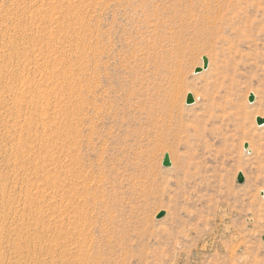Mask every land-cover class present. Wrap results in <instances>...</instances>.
<instances>
[{"label":"rangeland","instance_id":"374dc122","mask_svg":"<svg viewBox=\"0 0 264 264\" xmlns=\"http://www.w3.org/2000/svg\"><path fill=\"white\" fill-rule=\"evenodd\" d=\"M208 8L216 22L207 25ZM179 48L181 69L156 74L155 63ZM205 57L208 69L195 74ZM263 68L264 0H0V264H73L82 231L89 264H264ZM223 69L250 76L234 91L233 120L218 111L207 124ZM154 84L164 86L161 96ZM158 100L171 116L160 121L161 143L148 123ZM213 128L225 145L210 137ZM205 142L222 153L215 161ZM178 157L197 185L175 173ZM203 164L218 181L205 208ZM87 188L97 197L82 215ZM74 191L77 218L87 220L76 225Z\"/></svg>","mask_w":264,"mask_h":264},{"label":"bare ground","instance_id":"6f19581e","mask_svg":"<svg viewBox=\"0 0 264 264\" xmlns=\"http://www.w3.org/2000/svg\"><path fill=\"white\" fill-rule=\"evenodd\" d=\"M209 9V8H208ZM206 10V9H205ZM216 10V9H215ZM206 22H207V25L208 24H212V23H214V22H216L215 20L213 21V20H211L212 19V14H213V12L214 11H212V10H206ZM195 13V12H194ZM202 13V12H201ZM216 14H218V12L216 13ZM201 15V14H200ZM205 15V14H204ZM203 15V16H204ZM214 15H215V13H214ZM193 16V15H192ZM216 16H218V15H216ZM215 16V17H216ZM198 17V16H197ZM200 17V16H199ZM202 17V16H201ZM200 17V18H201ZM214 17V18H215ZM205 18V17H204ZM191 19V18H190ZM202 19H203V17H202ZM185 20V19H184ZM181 21V20H180ZM192 21V20H191ZM201 21V20H200ZM205 21V20H204ZM202 22V21H201ZM193 23H195V22H193ZM203 25H204V23H202ZM188 25V24H187ZM191 25H192V23H191ZM201 26V25H200ZM203 27V26H202ZM182 28V27H181ZM185 28V27H184ZM200 28V27H199ZM207 28V27H206ZM213 28V27H212ZM212 28H210V30L212 29ZM179 29V28H178ZM214 29V28H213ZM197 32H199V31H197ZM203 32H201V34H202ZM177 34V33H176ZM185 35V34H184ZM172 37V36H171ZM186 37H188V36H186ZM199 37H201V36H199ZM173 38H175L176 40V42L179 44L180 42H184L183 40H184V37H183V34L182 33H179L176 37H173ZM195 38H197V34L195 35ZM194 38V39H195ZM196 40V39H195ZM193 41V40H192ZM197 41V40H196ZM195 41V42H196ZM188 42V41H187ZM194 43V42H193ZM181 44V43H180ZM196 44V43H195ZM168 47V46H167ZM179 47H181V46H179ZM176 48V47H175ZM181 49L182 48H179V49H174V51H168L165 55H166V57H164V58H158V59H160L159 61H157L156 63H155V65H156V71H159V73L157 72L156 74H158V75H160V74H163L164 76H167V77H169V76H171L173 73H175V72H177L179 69L178 68H180L181 69V61H182V54H183V52H181ZM160 55H161V53H160ZM159 55V56H160ZM157 59V58H156ZM150 60V59H149ZM140 61V60H139ZM153 61H155V60H153ZM144 64V63H143ZM126 65V64H125ZM154 65V66H155ZM138 66H140V65H138ZM124 67H126V66H124ZM135 67H137V66H135ZM143 67V66H142ZM145 68V67H144ZM250 68V74L251 73H253V68L252 67H249ZM142 69V68H141ZM141 69H140V71H141ZM264 69V68H263ZM135 70V69H134ZM143 70V69H142ZM153 70H154V68H153ZM133 71V70H132ZM131 71V72H132ZM130 72V73H131ZM151 72H153V71H151ZM154 73V72H153ZM132 74H134V73H132ZM155 74V73H154ZM177 74V73H176ZM176 74L174 75V76H176ZM183 74V73H182ZM220 74H222V76L220 77V78H218L217 79V81L214 83V85H213V89H212V93L209 95V93H208V95H209V99H210V105H209V107H208V110L206 111V112H208L209 113V116H208V118H207V120H205L206 122H207V124H209V123H215V121L217 120V119H219L220 117H218L217 116V112L218 111H220V112H223V114H224V116H221V117H224L228 122H231L232 120H233V114L230 112V110L231 109H233V106H234V103H233V100H232V97H233V95H234V91H235V89L238 87V84L240 83V79L241 78H249V76H250V74L248 73L247 75H244V74H242V73H239V72H230V71H226V70H222L221 72H220ZM93 75V74H92ZM143 75V74H142ZM151 75V74H150ZM134 76V75H133ZM145 76V75H144ZM143 76V77H144ZM157 76V75H156ZM154 77V76H153ZM160 77V76H159ZM177 77V76H176ZM175 77V78H176ZM136 78V77H135ZM147 78H148V76H147ZM149 78H151V77H149ZM166 78V77H165ZM164 78V79H165ZM170 78V77H169ZM132 79H133V77H132ZM163 79V80H164ZM172 79V78H171ZM153 80V79H152ZM139 81H140V79H139ZM138 81V82H139ZM151 81V80H150ZM172 81V80H171ZM170 81V82H171ZM142 82H143V80H142ZM153 82V81H152ZM158 82V81H157ZM160 82V81H159ZM158 82V83H159ZM169 82V81H168ZM167 82V83H168ZM175 82H177V81H175L174 80V83ZM162 83V82H161ZM134 84V83H133ZM140 84H142V83H140ZM139 84V85H140ZM165 84V83H164ZM163 84V85H164ZM129 85V84H128ZM155 85V84H154ZM168 85V84H167ZM166 85V86H167ZM169 85H171L170 83H169ZM174 85V84H173ZM156 86V88H155V91H156V93H157V95H159V96H161V93H162V91H163V87L164 86H160L159 85V87H157V85H155ZM130 87V86H129ZM176 87V86H175ZM174 87V88H175ZM253 87H254V85H253V83H250V90L251 89H253ZM256 87V86H255ZM91 88H93V87H91ZM150 88V87H149ZM154 88V87H153ZM169 88V87H168ZM168 88L166 89V93H168ZM171 88V87H170ZM141 89V88H140ZM172 89V88H171ZM134 90V89H133ZM165 90V89H164ZM174 90V89H173ZM130 91V90H129ZM132 91V90H131ZM130 91V92H131ZM138 91V90H137ZM153 91V90H152ZM149 92H151V91H149ZM176 92V91H175ZM155 93V94H156ZM171 93V92H170ZM141 94H143L142 92H141ZM164 94V93H163ZM139 94H137V96H138ZM148 95V94H147ZM150 95V94H149ZM153 95V94H152ZM155 96V95H154ZM166 96V95H165ZM140 97H142L141 95H140ZM156 97V96H155ZM164 97V96H163ZM235 97V96H234ZM153 98V97H152ZM161 98V97H160ZM159 98V99H160ZM139 98H137V100H138ZM131 100V99H130ZM163 100V99H162ZM143 101V100H142ZM153 101V100H152ZM151 102V101H150ZM208 102V101H207ZM151 103H153V102H151ZM155 104H154V112L151 110V109H149V108H147V110L149 109V114H148V123L150 124V126H151V128H153V129H157L158 130V133L156 134L155 133V139L157 140V141H160L159 143H161V139H162V136H163V132L165 131V129H164V125H162V123H164V122H166L167 121V118H169V116L170 115H168L167 114V112H168V110H166V108H165V104L163 103V102H161V101H155L154 102ZM140 104H142V103H140ZM148 104V103H147ZM143 105V104H142ZM141 106V105H140ZM144 107V106H143ZM142 107V108H143ZM207 107V106H206ZM171 110V109H170ZM156 111H158V112H160V114H161V116L159 115V116H157V112ZM170 112V111H169ZM147 113V112H146ZM167 115H168V117H167ZM175 116V115H174ZM171 117V116H170ZM181 117V116H180ZM175 118V117H174ZM171 119V118H170ZM176 119V118H175ZM178 119V118H177ZM176 119V120H177ZM174 120V119H173ZM160 121H162V123H160ZM171 121V120H170ZM205 121H204V123H205ZM173 122V121H172ZM169 123V122H168ZM177 123V122H176ZM226 123V122H225ZM164 124H166V123H164ZM172 124V123H171ZM180 124V123H179ZM216 124V123H215ZM214 124V125H215ZM147 126H148V124H147ZM170 125H168V127H169ZM171 126H176V125H171ZM207 125H204V127H206ZM149 127V126H148ZM168 127H166V129L168 128ZM177 127V126H176ZM176 127H174L175 129H176ZM174 129V130H175ZM173 130V131H174ZM179 130V129H178ZM181 130L182 131H184L185 130V128H184V126H182L181 125ZM75 131V130H74ZM149 131V130H148ZM167 131V130H166ZM152 132V131H151ZM154 132V131H153ZM174 132H176V130L174 131ZM76 135H77V133L76 132H74ZM75 134L73 135L74 136V138H75ZM216 134V129H210V137L212 138V139H214V140H216V142H219L220 144H223V145H225L226 143H227V141H228V138L225 136V134L221 131V133L219 134L220 136H218L217 137V135H215ZM145 135V134H144ZM146 135H147V133H146ZM146 135H145V137H146ZM175 135V134H174ZM165 136V135H164ZM77 137V139H78V136H76ZM181 137V136H180ZM219 137H221V138H219ZM167 138V137H166ZM76 139V138H75ZM144 139V138H143ZM171 139V138H170ZM145 140V139H144ZM150 140V139H149ZM78 141V140H77ZM148 141V140H147ZM168 141V140H167ZM163 142H165V141H163ZM215 142V143H216ZM78 143V142H77ZM152 143H154V142H152ZM158 143V142H157ZM212 143V142H211ZM215 143H213V144H209V143H204V146H203V152H204V154H206L207 153V155L208 154H210V156H211V160H213V161H215L216 159H218L219 158V155H221L222 153L216 148V144ZM151 144V143H150ZM156 144V143H155ZM74 145V144H73ZM77 145V144H76ZM152 145H154V144H152ZM151 145V146H152ZM161 145V144H160ZM144 146V145H143ZM148 146V145H147ZM150 146V145H149ZM76 147V146H75ZM145 148V147H144ZM146 150V149H145ZM151 150V149H150ZM144 151V150H143ZM152 151V150H151ZM176 151V150H175ZM250 151H252L251 149H250ZM247 152H249V150L247 151ZM256 153V152H255ZM75 155V154H74ZM224 156V155H223ZM76 157V156H75ZM79 160H81L80 158H79ZM177 161H176V163H175V166H174V171H175V173L176 174H178V175H182L186 180H184V182L186 181V182H194V184H196V177L197 176H195V175H193L188 169H186V167L184 166V163H183V161L181 160V158L180 157H178V159H176ZM78 161V160H77ZM81 162V161H80ZM78 163H79V161H78ZM205 163V162H204ZM75 164V163H74ZM209 165V164H208ZM208 165H207V167H208ZM78 166H79V164H78ZM73 167V166H72ZM213 167V166H212ZM78 169H79V167H78ZM209 170L204 166V164H203V166L202 167H200L199 169H198V197H199V204H200V206L202 207V208H205L206 206H208V205H211V204H213V202H214V198H215V189L216 188H214V187H216V186H214V173L211 175V176H206V174H207V172H208ZM74 172H75V170H74ZM82 172V171H81ZM80 172V173H81ZM212 172H215L214 171V169H212ZM217 172V171H216ZM85 174L84 175H86V172H84ZM90 173V172H89ZM77 174V173H76ZM75 174V175H76ZM91 174V173H90ZM78 175V174H77ZM76 175V176H77ZM81 175H83V174H80V177H81ZM94 174H92V176H93ZM75 176V178L77 179L78 177H76ZM79 176V175H78ZM73 177V176H72ZM83 177V176H82ZM81 177V178H82ZM85 177L86 176H84L83 178L85 179ZM91 177V175H89V178ZM94 177V176H93ZM96 178V177H95ZM217 178V177H216ZM76 179H74L73 181H74V183H75V180ZM79 179V178H78ZM77 179V180H78ZM100 179V178H99ZM251 179H253L252 177L249 179L250 181H251ZM83 180V179H82ZM90 180V179H89ZM216 180V179H215ZM254 180V179H253ZM84 181V180H83ZM92 181V180H91ZM77 183L79 182V181H76ZM85 182H86V180H85ZM85 182H83V183H85ZM99 182H101V181H99ZM103 182V181H102ZM216 182L218 183V181L216 180ZM82 183V184H83ZM88 183V182H87ZM86 183V184H87ZM180 183H182V180H179V183L178 184H180ZM80 184H81V180H80ZM90 186H91V182L89 181V183H88ZM87 184V185H88ZM73 185V184H72ZM86 185V187H88L89 189H90V187L89 186H87ZM99 185V184H98ZM197 185V184H196ZM217 185V184H216ZM78 186H80V185H78ZM85 185L83 184V187H84ZM94 186V185H93ZM73 187H75V186H73ZM85 187V188H86ZM80 188H82V187H79V189H77V190H80ZM88 188L87 189H82V190H84V192H85V195H84V192H83V194L81 193V191H80V193H81V195H82V200H81V202H82V204H83V208L82 209H80L79 208V211L81 212V210L83 211V209L84 208H86L87 206H89L90 204H92V203H89V200L88 199H90V198H88V194H87V191L86 190H88ZM98 188H100V187H98ZM103 188V189H102ZM102 188H100V189H102V191L104 192V187H102ZM74 189V188H73ZM75 189V190H76ZM95 189V188H94ZM76 190V191H77ZM92 190V189H91ZM76 191H74L73 192V194H72V199H71V197H70V199H71V202H72V200H73V202H74V208H73V206L71 205L70 207H72L73 209H72V211L74 210V212H72V213H74L75 214V217H76V220H75V217L73 218L72 217V219H74L75 220V225H76V222L78 221V220H80V218H81V216H79L78 218H77V215H80V213H78L79 211H78V208H77V198H78V195H77V192ZM89 191V190H88ZM99 191H101V190H99ZM92 192V191H91ZM95 192V191H94ZM98 192V191H97ZM102 192V193H103ZM106 192V191H105ZM72 193V192H71ZM79 193V192H78ZM262 193L264 194V192L262 191ZM92 194V193H91ZM93 195H94V193H93ZM103 195V194H102ZM101 195V196H102ZM107 195V194H106ZM81 197V196H80ZM95 197H97V196H95ZM95 197H93L94 199H95ZM100 197V196H99ZM102 197H104V196H102ZM101 197V198H102ZM92 198V199H93ZM69 199V200H70ZM92 199H90V200H92ZM98 199V202H99V198H97ZM96 199V200H97ZM102 199H100V201H101ZM198 200V199H197ZM262 200H264V196L262 197ZM107 201H108V199H107ZM72 202V203H73ZM93 202V201H92ZM94 202H96V201H94ZM89 203V204H88ZM106 202L104 201V204H105ZM107 204V203H106ZM109 204V203H108ZM78 205H79V203H78ZM97 205V204H96ZM102 205H103V202H102ZM94 206V205H93ZM99 206V205H98ZM105 206V205H104ZM103 207V206H102ZM108 207V206H107ZM110 207V206H109ZM109 207L107 208V210L109 209ZM95 207H93V209H94ZM88 209V208H87ZM91 209V208H90ZM89 209V210H90ZM98 209H99V207H98ZM105 210V209H104ZM95 211H96V209H95ZM109 211V210H108ZM203 211V210H202ZM86 213H87V210L85 211ZM84 212V214H86ZM91 212L92 211H90V214H91ZM100 212V211H99ZM102 212H103V210H102ZM101 212V213H102ZM104 212H106V210L104 211ZM113 213V212H112ZM81 214L83 215V212H81ZM96 214V213H95ZM103 214V213H102ZM86 215H88V214H86ZM101 215V214H100ZM85 216V215H84ZM83 216V217H84ZM90 216V215H89ZM93 216V215H92ZM92 216H90V217H92ZM102 216V215H101ZM104 216H106V215H104ZM213 217H215V213H213V215H212ZM100 217V216H99ZM107 217V216H106ZM106 217H103L104 219L106 218ZM114 217V216H113ZM201 217H204V216H201ZM211 217V216H210ZM219 217V216H218ZM87 218V217H86ZM97 218H98V216H97ZM103 218H99V219H101V220H103ZM94 219V218H93ZM213 219L214 218H212V221H210V224L212 225L213 223L212 222H214L213 221ZM220 219V218H219ZM82 220V219H81ZM80 220V221H81ZM84 220V219H83ZM82 220V221H83ZM88 220H89V218H88ZM202 220H203V218H202ZM210 220V219H209ZM223 220V219H222ZM80 221L78 222V223H80ZM85 221H87L86 219H85ZM85 221H83V222H85ZM97 221V220H96ZM105 221V220H104ZM103 221V222H104ZM201 221V220H200ZM215 221H216V219H215ZM70 222H71V220H70ZM74 222V221H73ZM95 222V221H94ZM99 222V221H98ZM102 222V223H103ZM111 222V221H110ZM209 222V221H208ZM82 223V222H81ZM87 223V222H86ZM101 223V222H100ZM101 223V224H102ZM105 223H106V221H105ZM199 223H201V222H199ZM71 225H72V223H70ZM88 224H89V222H88ZM87 224V225H88ZM103 225V224H102ZM107 224H105V226H106ZM90 226V225H89ZM109 226V225H108ZM201 226V225H200ZM208 226H209V224H208ZM74 227V226H73ZM80 227V226H79ZM82 227V226H81ZM84 227V226H83ZM86 227V226H85ZM84 227V228H85ZM211 227V226H210ZM102 228V227H101ZM101 228H99V230H100V232H101ZM109 228V227H108ZM77 229V228H76ZM91 229V228H90ZM95 229H96V227H95ZM79 230V229H78ZM77 230V231H78ZM80 230H81V228H80ZM83 230V229H82ZM81 230V231H82ZM116 230V229H115ZM226 230V232H227V228L225 229ZM103 231H104V227H103ZM202 231V230H201ZM75 232V231H74ZM80 232V231H79ZM79 232H78V234H79ZM82 232H84V231H82ZM80 233L79 235H80V237L81 236H83L84 237V242L83 243H85V240L87 239L86 238V236L87 235H85V233L83 234V233ZM105 232V231H104ZM106 232L108 233V230H106ZM105 232V233H106ZM71 233V232H70ZM208 233V232H207ZM75 234H77V233H75ZM77 234V235H78ZM88 234V233H87ZM93 234V233H92ZM206 235V234H205ZM204 235V236H205ZM209 235V234H208ZM211 235V234H210ZM89 236V235H88ZM87 236V237H88ZM109 236V235H108ZM74 237H76L75 235H74ZM91 237V236H90ZM95 237V236H94ZM111 238V237H110ZM205 238V237H204ZM240 238H242V237H240ZM73 239H75V238H73ZM73 239H71V240H73ZM78 237H76V239H75V243H74V245L76 244L77 246H74V245H72L73 247H76V249L75 248H72V249H74V251L76 252V254L74 253V251H73V253L75 254V256H73V258H74V260H73V264H89V263H86L87 262V260H86V258L85 257H83L84 256V254L82 255L81 254V252L83 253L84 251V247L86 246V245H88L90 242H88L87 244H83L82 242V244L80 245V240L78 241ZM82 239V238H81ZM89 240V239H88ZM203 240V239H202ZM206 240V239H205ZM92 241V240H91ZM73 243V242H72ZM91 245V244H90ZM93 245V244H92ZM103 246V245H102ZM87 247V246H86ZM99 247V246H98ZM88 248V247H87ZM87 248L85 249V250H87ZM89 251V250H88ZM91 252V251H90ZM97 252V251H96ZM72 253V252H71ZM85 253V252H84ZM87 253V252H86ZM92 253V252H91ZM82 255V256H81ZM87 255V254H86ZM89 255H90V253H89ZM88 256V255H87ZM101 257H102V255H101ZM90 259H92V258H90ZM94 261V260H93ZM89 262V261H88ZM96 263V262H95ZM72 264V263H71Z\"/></svg>","mask_w":264,"mask_h":264},{"label":"water","instance_id":"95a60500","mask_svg":"<svg viewBox=\"0 0 264 264\" xmlns=\"http://www.w3.org/2000/svg\"><path fill=\"white\" fill-rule=\"evenodd\" d=\"M208 66H209V61H208V58L205 57V58H203V67H199V68L195 69V74H200L204 70H207L208 69ZM254 100H255V96L253 94H251L250 97H249V102L250 103H253ZM194 103H195L194 96L192 94H189L187 96L186 104L187 105H193ZM257 124H258V126L264 125V119L263 118H260V117L257 118ZM245 149H248V144L245 145ZM163 166L164 167H171L170 156L168 154H166L165 157H164ZM238 181L240 183H243L244 176L242 174H239L238 175ZM163 216H164V213H161L158 216V219L162 218ZM263 240H264V238H263Z\"/></svg>","mask_w":264,"mask_h":264}]
</instances>
